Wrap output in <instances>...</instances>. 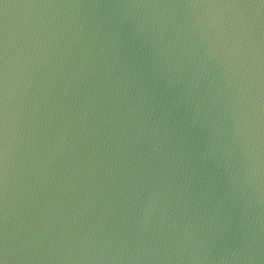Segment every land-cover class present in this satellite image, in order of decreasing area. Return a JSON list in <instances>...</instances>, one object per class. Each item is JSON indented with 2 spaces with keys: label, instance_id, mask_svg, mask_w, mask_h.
I'll list each match as a JSON object with an SVG mask.
<instances>
[{
  "label": "water",
  "instance_id": "water-1",
  "mask_svg": "<svg viewBox=\"0 0 264 264\" xmlns=\"http://www.w3.org/2000/svg\"><path fill=\"white\" fill-rule=\"evenodd\" d=\"M0 264H264V0H0Z\"/></svg>",
  "mask_w": 264,
  "mask_h": 264
}]
</instances>
